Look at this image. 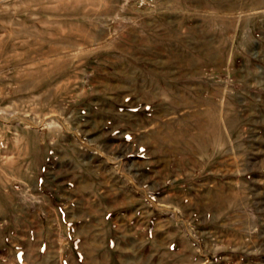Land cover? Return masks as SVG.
Masks as SVG:
<instances>
[{"label":"rangeland","instance_id":"rangeland-1","mask_svg":"<svg viewBox=\"0 0 264 264\" xmlns=\"http://www.w3.org/2000/svg\"><path fill=\"white\" fill-rule=\"evenodd\" d=\"M0 264H264V0H0Z\"/></svg>","mask_w":264,"mask_h":264},{"label":"crops","instance_id":"crops-1","mask_svg":"<svg viewBox=\"0 0 264 264\" xmlns=\"http://www.w3.org/2000/svg\"><path fill=\"white\" fill-rule=\"evenodd\" d=\"M219 147L218 146H207L201 151V156H204L206 158L205 162L209 161L210 158L208 156L210 155H218L219 154ZM173 228V227H172ZM171 244V243H170ZM170 244H168L170 246ZM187 256V255H186ZM190 257V256H189Z\"/></svg>","mask_w":264,"mask_h":264}]
</instances>
